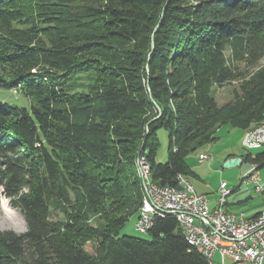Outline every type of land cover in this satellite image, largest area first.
<instances>
[{"label": "trees", "instance_id": "1", "mask_svg": "<svg viewBox=\"0 0 264 264\" xmlns=\"http://www.w3.org/2000/svg\"><path fill=\"white\" fill-rule=\"evenodd\" d=\"M263 59L264 0H0V86L31 104L0 101V186L26 223L0 229V264H208L173 215L149 240L122 234L145 198L139 159L178 188L220 128L257 129Z\"/></svg>", "mask_w": 264, "mask_h": 264}, {"label": "built area", "instance_id": "2", "mask_svg": "<svg viewBox=\"0 0 264 264\" xmlns=\"http://www.w3.org/2000/svg\"><path fill=\"white\" fill-rule=\"evenodd\" d=\"M243 147L248 151L264 149V126L252 135H245ZM208 156L201 157L206 160ZM143 166V179L147 185V200L142 215L137 218L136 229L148 233L159 217L167 211L177 212L178 225L183 235H191L194 249H203L208 264H264V209L255 216L242 212L231 214L219 210V200L213 208L205 194H198L191 181L178 176L179 187H151V170L146 159H139ZM253 180L241 179L240 185H253L256 193L264 196V184L259 175L258 164H251ZM222 182L217 192L231 191Z\"/></svg>", "mask_w": 264, "mask_h": 264}, {"label": "rangeland", "instance_id": "3", "mask_svg": "<svg viewBox=\"0 0 264 264\" xmlns=\"http://www.w3.org/2000/svg\"><path fill=\"white\" fill-rule=\"evenodd\" d=\"M264 64V59L261 61ZM244 64H240V68L245 70ZM81 82L87 83L88 80ZM235 91H238V84L236 82L225 84L223 86L214 87L213 95L219 105H223L234 98ZM0 101H6L19 106L30 107V100L25 98L21 93H15L13 89H8L0 86ZM244 132L237 128L225 126L217 132V140L214 143L206 145L203 150L198 153L190 154L187 157V163L191 168L193 174L189 175L188 179L191 181L195 190L200 194H205L210 199V205L213 208L218 203V189L222 182H226L230 187H236L240 184L241 179L250 173L251 163H243L237 167L226 168L224 166L229 155H244L247 153L256 155L264 152V149L246 150L243 145ZM157 136L159 139V147L157 160L160 163H166L169 157V136L168 131L163 127L158 129ZM201 153L208 155L206 160H201ZM139 173V168H138ZM259 175L264 184V166L259 169ZM140 176V175H139ZM0 197L7 198L3 187L0 186ZM264 196L256 193L253 185L241 186V189L232 193L227 201L229 202V209L233 214L241 212H255L262 207V200ZM8 207L12 209L9 213L5 211L3 204L0 203V229L14 230L18 233L26 232V223L23 215L18 209L10 205L8 199ZM228 210V207H226ZM137 217L130 219L122 230L123 235L135 236L145 240H149L151 236L148 233H143L136 229ZM89 223L94 225L93 218Z\"/></svg>", "mask_w": 264, "mask_h": 264}, {"label": "bare ground", "instance_id": "4", "mask_svg": "<svg viewBox=\"0 0 264 264\" xmlns=\"http://www.w3.org/2000/svg\"><path fill=\"white\" fill-rule=\"evenodd\" d=\"M264 126V122H262L258 127H257V129H255V130H253L252 132H250V133H248V134H246V135H252V134H255V133H257L258 131H259V129L261 128V127H263ZM206 156H208V155H202L201 157H206ZM144 159V158H143ZM140 170H141V177H142V179H143V166H142V164L140 163ZM140 172V171H139ZM253 177H254V170H251L250 171V173H247L246 175H245V180H253ZM182 180L183 181H189V179L188 178H186V177H183L182 176ZM143 184H144V188H145V198H144V200H143V204L141 205V207H140V215H139V217L142 215V212H143V207L145 206V203H146V200H147V185H146V182L144 181V179H143ZM151 187H158L157 185H155L154 183H153V181H151ZM218 194H219V210L220 211H228L227 210V198L231 195V191H222V192H218ZM8 213L10 212V211H7ZM231 214H233V213H231ZM167 215H173L175 218H176V220H177V222H179V215H178V213L177 212H174V211H167ZM138 230H140V229H138ZM141 231V230H140ZM186 236V239H187V241L192 245V246H194V239H193V237L191 236V235H185ZM198 250H200V252L203 254V256L206 258V260L208 261V255H206L205 253H204V251H203V249H198Z\"/></svg>", "mask_w": 264, "mask_h": 264}, {"label": "crops", "instance_id": "5", "mask_svg": "<svg viewBox=\"0 0 264 264\" xmlns=\"http://www.w3.org/2000/svg\"><path fill=\"white\" fill-rule=\"evenodd\" d=\"M246 133V132H245ZM245 133H244V135H245ZM244 135H243V137H244ZM202 155H204V154H202ZM229 156H231V157H229ZM228 156V158L227 159H229V158H234V157H241V156H238V155H229ZM190 179V178H189ZM190 181V180H189ZM239 186V185H238ZM238 186H236V187H233V189H235V188H237ZM195 189V188H194ZM239 189H241V187L239 188ZM238 189V190H239ZM196 191V190H195ZM197 192V191H196ZM198 193V192H197ZM218 193V192H217ZM234 193V192H233ZM198 194H200V193H198ZM218 198H219V194H218ZM262 204H264V199L262 200ZM229 202L227 201V207H228V210L230 211V209H229ZM262 209H264V205L262 206V207H260V208H258L255 212H248V213H246L248 216H255L256 214H258ZM231 212V211H230ZM242 213V212H241ZM240 214V213H239Z\"/></svg>", "mask_w": 264, "mask_h": 264}, {"label": "water", "instance_id": "6", "mask_svg": "<svg viewBox=\"0 0 264 264\" xmlns=\"http://www.w3.org/2000/svg\"><path fill=\"white\" fill-rule=\"evenodd\" d=\"M158 111H160L159 106H157ZM242 163V158L241 157H234V158H229L227 159V161L225 162L224 166L226 168H230V167H237L240 166Z\"/></svg>", "mask_w": 264, "mask_h": 264}, {"label": "clouds", "instance_id": "7", "mask_svg": "<svg viewBox=\"0 0 264 264\" xmlns=\"http://www.w3.org/2000/svg\"><path fill=\"white\" fill-rule=\"evenodd\" d=\"M0 191H2V190H0ZM0 203L3 204V207H4L5 211H12V209H10L8 207V204H9L8 199L0 197Z\"/></svg>", "mask_w": 264, "mask_h": 264}]
</instances>
